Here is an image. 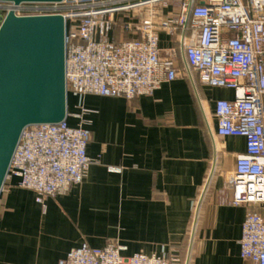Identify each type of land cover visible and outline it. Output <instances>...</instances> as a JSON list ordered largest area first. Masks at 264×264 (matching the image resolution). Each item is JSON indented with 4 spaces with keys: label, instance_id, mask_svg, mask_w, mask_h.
<instances>
[{
    "label": "crops",
    "instance_id": "1",
    "mask_svg": "<svg viewBox=\"0 0 264 264\" xmlns=\"http://www.w3.org/2000/svg\"><path fill=\"white\" fill-rule=\"evenodd\" d=\"M164 15L172 18L174 10ZM159 30L162 59L177 54L189 66L183 37ZM116 41L121 39L115 33ZM234 93L203 86L191 73L134 100L86 96L93 113L92 160L82 185L37 203L34 192L7 177L0 194V264H58L88 244H118L122 255L177 254L189 264H253L241 258L248 212L232 205L230 177L246 152L243 138L217 135L215 102ZM78 101L68 100L67 122L78 127ZM181 259V260H182Z\"/></svg>",
    "mask_w": 264,
    "mask_h": 264
},
{
    "label": "built area",
    "instance_id": "2",
    "mask_svg": "<svg viewBox=\"0 0 264 264\" xmlns=\"http://www.w3.org/2000/svg\"><path fill=\"white\" fill-rule=\"evenodd\" d=\"M168 8L174 10L172 18L164 15ZM10 11L19 17L64 18L67 94L68 100L78 101L74 117L79 125L71 127L66 119L26 128L8 177L18 178L19 187L34 192L43 206L69 193L83 184L92 165L87 154L91 121L86 117L93 112L83 105L86 96L134 100L192 73L203 86L234 93L232 101L215 102L217 135L246 142L230 177L232 205L248 208L241 258L264 264V0L0 2V26ZM180 27L188 31L182 39L188 73L175 50L162 59L159 47V30L175 35ZM123 250L118 244L97 249L85 243L58 264H182L175 253L125 257Z\"/></svg>",
    "mask_w": 264,
    "mask_h": 264
},
{
    "label": "water",
    "instance_id": "3",
    "mask_svg": "<svg viewBox=\"0 0 264 264\" xmlns=\"http://www.w3.org/2000/svg\"><path fill=\"white\" fill-rule=\"evenodd\" d=\"M63 1L0 0L14 5ZM67 117L64 18L19 17L10 11L0 26V194L24 130L60 124ZM190 259L191 248L186 264Z\"/></svg>",
    "mask_w": 264,
    "mask_h": 264
},
{
    "label": "trees",
    "instance_id": "4",
    "mask_svg": "<svg viewBox=\"0 0 264 264\" xmlns=\"http://www.w3.org/2000/svg\"><path fill=\"white\" fill-rule=\"evenodd\" d=\"M182 259V258H181ZM184 262H183V259H182V264H183Z\"/></svg>",
    "mask_w": 264,
    "mask_h": 264
}]
</instances>
